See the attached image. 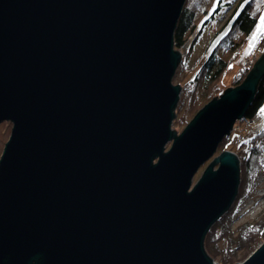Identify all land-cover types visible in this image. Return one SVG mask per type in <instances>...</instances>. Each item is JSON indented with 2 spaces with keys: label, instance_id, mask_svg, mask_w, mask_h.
Segmentation results:
<instances>
[{
  "label": "water",
  "instance_id": "1",
  "mask_svg": "<svg viewBox=\"0 0 264 264\" xmlns=\"http://www.w3.org/2000/svg\"><path fill=\"white\" fill-rule=\"evenodd\" d=\"M185 1L0 0V264H216L204 240L239 158L221 149L192 180L244 117L264 51L176 135ZM235 264H264V241Z\"/></svg>",
  "mask_w": 264,
  "mask_h": 264
},
{
  "label": "trees",
  "instance_id": "2",
  "mask_svg": "<svg viewBox=\"0 0 264 264\" xmlns=\"http://www.w3.org/2000/svg\"><path fill=\"white\" fill-rule=\"evenodd\" d=\"M214 1H185L177 24H175L173 39L176 50L182 49L189 38L200 29L197 36L189 42L187 53L190 54L206 24L218 13L219 9L231 5V3H223V0H216L215 10L209 11L214 5ZM241 1L239 2L241 4L232 8L229 17L221 28V30L224 28L226 30L219 36L217 42L206 54L205 59L198 65L193 75L180 85V97H178L180 99L177 109H175V123L177 125L185 126L206 102L218 94V81L229 71L253 33L263 10L264 0ZM218 33H221V31ZM248 69H241L231 85H239ZM263 104L264 74L259 80L255 95L243 116L253 124L261 122ZM243 131L245 133V130ZM250 136L248 140L244 139L240 142L234 152L240 161L238 195L230 209L210 228L204 240L207 254L213 260H216L217 264L241 262L264 240V214L255 221L244 222L233 229V214L237 203L249 192L255 175L259 171L264 173V140L257 141L255 145H252L254 139L252 134ZM260 136L264 139V126ZM228 138L230 137H224L219 144V148L226 149Z\"/></svg>",
  "mask_w": 264,
  "mask_h": 264
},
{
  "label": "rangeland",
  "instance_id": "3",
  "mask_svg": "<svg viewBox=\"0 0 264 264\" xmlns=\"http://www.w3.org/2000/svg\"><path fill=\"white\" fill-rule=\"evenodd\" d=\"M215 1H214V5L210 8L209 11H212L213 9L215 10L216 7ZM223 1H224L223 3H231V5L228 7L223 6L221 9H219L218 13L215 14L214 17L206 24L205 28L202 31V34L199 37L198 42L195 44V47L192 49L191 53L190 54L187 53L188 51L187 48L190 45L189 42L192 41L191 39L195 34L189 38L188 42L185 44V46L182 49L178 50L181 52L182 56H181V61L179 62L178 66H176L177 69L172 79V83L174 85L183 84L193 75L198 65L205 59L206 54H208L209 50L217 42L219 36L226 30V28H224L223 30H221V28L223 27V24L229 17L232 8H235L238 4H241L239 3L241 0H223ZM262 14H264V5L260 15ZM257 21H259V18ZM219 31H221V33H218ZM217 33L218 35H216ZM263 51H264V33H257L255 26L253 33L248 39V42L245 43V45L243 46L235 62L229 68V71L226 72L224 77L218 81L219 92L217 91L218 94H216V96L217 95L219 96V94L225 88L232 86L231 83L235 78V76L239 74V71H241V69L244 68L245 69L249 68L253 63V61L255 60V58H257L259 54L262 53ZM262 110H264V104L261 108V114H262L261 121L264 122V112H262ZM175 120H176V112H175V118L173 119V122L171 124V130L174 129L175 134L178 135L179 133H181V131L184 129L186 125L179 126L175 123ZM253 127L254 126L252 125L250 127H246L241 122H239L230 133L229 135L230 138H228V140L226 141V150L235 152L240 142H242L244 139L248 140L249 137H251L250 136L251 134L253 135V139H254L252 141V145H255V142L257 141L264 140L262 139V136L259 137V135H261V132L257 134L254 133ZM10 128H11L10 123L2 122L0 124V154L3 149L4 143L8 139ZM243 130H245V133ZM169 146L170 143L166 145L165 150L168 149ZM220 149L221 148H219L218 146L215 154L200 166V168L197 170V172L193 177L192 184L200 177L201 173L203 172L205 167L211 162V160H213V158H215L220 153L221 151ZM263 174L264 173L262 171H259L255 175L252 181V185L249 189V192L246 195H244L237 203L236 209L233 214V229H235L236 226L244 222L255 221L256 219H259L261 215L264 214V175ZM213 262L217 264L216 260H213Z\"/></svg>",
  "mask_w": 264,
  "mask_h": 264
},
{
  "label": "built area",
  "instance_id": "4",
  "mask_svg": "<svg viewBox=\"0 0 264 264\" xmlns=\"http://www.w3.org/2000/svg\"><path fill=\"white\" fill-rule=\"evenodd\" d=\"M240 122L246 126V127H250L251 125H253L249 120H247L245 117L241 118L240 119ZM254 128V133H259L261 132V130L263 129V125L262 124H258V125H255Z\"/></svg>",
  "mask_w": 264,
  "mask_h": 264
},
{
  "label": "snow or ice",
  "instance_id": "5",
  "mask_svg": "<svg viewBox=\"0 0 264 264\" xmlns=\"http://www.w3.org/2000/svg\"><path fill=\"white\" fill-rule=\"evenodd\" d=\"M256 32L257 33H264V14L260 15L259 21L256 24ZM255 38V37H253ZM264 112V110H262Z\"/></svg>",
  "mask_w": 264,
  "mask_h": 264
},
{
  "label": "crops",
  "instance_id": "6",
  "mask_svg": "<svg viewBox=\"0 0 264 264\" xmlns=\"http://www.w3.org/2000/svg\"><path fill=\"white\" fill-rule=\"evenodd\" d=\"M263 122V121H262ZM264 123V122H263Z\"/></svg>",
  "mask_w": 264,
  "mask_h": 264
}]
</instances>
